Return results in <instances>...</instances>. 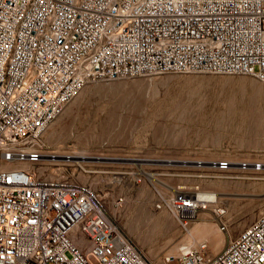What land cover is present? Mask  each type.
Masks as SVG:
<instances>
[{
	"label": "built area",
	"instance_id": "built-area-1",
	"mask_svg": "<svg viewBox=\"0 0 264 264\" xmlns=\"http://www.w3.org/2000/svg\"><path fill=\"white\" fill-rule=\"evenodd\" d=\"M165 74L264 84V0H0V264H151L88 184L33 167L44 133L87 84ZM171 202L194 209L189 196ZM165 264H264V211L216 255Z\"/></svg>",
	"mask_w": 264,
	"mask_h": 264
},
{
	"label": "rangeland",
	"instance_id": "rangeland-1",
	"mask_svg": "<svg viewBox=\"0 0 264 264\" xmlns=\"http://www.w3.org/2000/svg\"><path fill=\"white\" fill-rule=\"evenodd\" d=\"M42 153L48 162L38 172L88 184L151 264L182 255L183 227L175 211L160 210L164 202L218 194L221 213L212 212L211 229L219 248L211 252L208 241L203 251L212 257L264 211V84L209 74L90 83L44 133ZM80 154L87 158H75ZM221 160L230 171L208 170ZM244 162L262 167L244 171ZM206 211L196 209V218Z\"/></svg>",
	"mask_w": 264,
	"mask_h": 264
},
{
	"label": "bare ground",
	"instance_id": "bare-ground-1",
	"mask_svg": "<svg viewBox=\"0 0 264 264\" xmlns=\"http://www.w3.org/2000/svg\"><path fill=\"white\" fill-rule=\"evenodd\" d=\"M44 154L42 153L41 157ZM52 158H56V155H53ZM68 161L73 158L72 155H66L64 157ZM78 159H86L87 157L80 154L75 156ZM54 160V159H53ZM55 161V160H54ZM48 161L40 159L39 163L33 167V169L44 172L46 171V167L37 168L38 165H43ZM239 165V164H238ZM24 170L31 169L30 165H22ZM186 196V195H185ZM187 196L191 197L194 201V209L188 212H182L177 210L174 205L172 204L170 198L167 202H164L166 206H162L160 210L166 211H175L178 216H175L177 221L181 223L183 227V234H182V243L178 246L180 253L182 254L179 258H181L186 253H191L193 251H200L203 252L205 249V243L209 241V246L211 252H215L219 248V244L214 241V237L212 234V227L215 226V216H219L221 211L218 209V204L220 203V197L218 194L215 193H208V192H195L194 194H188ZM207 209L206 213H200L196 218V209ZM213 209V210H211ZM213 213L216 215L214 216ZM184 216L189 217L186 221L182 218ZM181 219V220H180ZM251 220V218L249 219ZM189 222H192L191 225H188ZM203 243L204 245L200 246L196 249L199 245ZM79 244H83L82 242Z\"/></svg>",
	"mask_w": 264,
	"mask_h": 264
}]
</instances>
